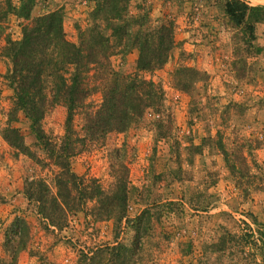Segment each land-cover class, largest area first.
Returning a JSON list of instances; mask_svg holds the SVG:
<instances>
[{"label":"rangeland","instance_id":"rangeland-1","mask_svg":"<svg viewBox=\"0 0 264 264\" xmlns=\"http://www.w3.org/2000/svg\"><path fill=\"white\" fill-rule=\"evenodd\" d=\"M244 1L264 6V0ZM92 6L93 0H35L31 15L58 9L66 39L75 41L74 25L84 24ZM145 11L151 24L173 21L165 62L138 72L161 87L162 103L146 109L125 131L110 133L103 146L74 156L70 165L107 187L112 181L108 153L118 150L127 168L126 217L142 214L146 230L124 220L90 224L81 213L60 231L33 226L37 222L21 193L31 160L13 156L2 133L7 125L17 128L31 150L32 136L21 113L13 121L6 115L11 90L3 75L9 61L0 55V264L9 263L1 242L14 216L33 224L34 233L16 264H77L79 248L100 244L125 246L124 264H264V246L255 249L244 235L251 232L254 240L257 229L264 230V22L254 23L249 40L243 25L227 18L222 0L127 1L129 22L139 23L137 15ZM22 20L4 14L0 51L4 32L19 38ZM136 56V49L112 55L110 66L133 73ZM99 88L85 100L93 107L100 101ZM64 115L60 106L49 110L41 120L45 134L60 136ZM81 119L80 113L74 116L75 129ZM158 120L162 125L156 131Z\"/></svg>","mask_w":264,"mask_h":264},{"label":"trees","instance_id":"trees-1","mask_svg":"<svg viewBox=\"0 0 264 264\" xmlns=\"http://www.w3.org/2000/svg\"><path fill=\"white\" fill-rule=\"evenodd\" d=\"M127 1L93 0L84 24L74 25L75 41L66 39L58 9L32 16L35 0H18L16 6L10 0L1 2L0 21L8 13L23 18L18 23V39H11L3 30L0 55L9 61L3 78L11 90L6 115L9 121L15 120L17 113L27 119L33 149L24 145L17 128L7 125L2 138L13 156L23 154L31 160L21 193L26 210L37 222L29 224L23 217L14 216L5 226L1 248L9 257L8 264H16L17 254L27 249L34 237L32 225L60 231L79 213L90 224L109 220L120 224L124 220L125 224L136 223L137 230H146L145 224L141 225L142 214L126 217L127 168L118 150L108 153L112 181L107 187L97 178L76 174L70 165L74 156L103 146L110 133L125 131L140 121L146 109L156 110L162 103L161 87L138 72L151 71L165 62L173 45V21L163 19L151 24L145 11L137 15L139 23L131 18L129 22L125 15ZM222 9L234 25H243L249 40L254 38V23L264 22L262 5L222 0ZM130 49L137 51L133 73L124 74L110 66V56ZM93 77L98 81L90 83ZM98 86L100 101L93 107L85 100ZM55 106L62 107L65 115L62 134L52 137L43 131L41 120ZM78 113L82 119L75 129L73 118ZM158 121L156 131L162 125ZM223 154L227 161V153ZM228 168L233 166L228 164ZM91 229L95 233V226ZM244 235L255 249L262 250L264 230L257 229L258 238L254 240L251 232ZM256 241L260 243L256 245ZM85 247L78 249L77 264H124L128 260L127 248L122 245Z\"/></svg>","mask_w":264,"mask_h":264}]
</instances>
